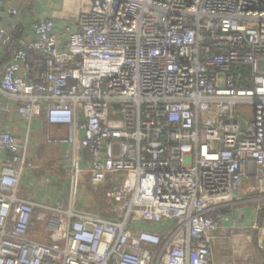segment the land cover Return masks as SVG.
Returning <instances> with one entry per match:
<instances>
[{"label": "built area", "instance_id": "2783aa9c", "mask_svg": "<svg viewBox=\"0 0 264 264\" xmlns=\"http://www.w3.org/2000/svg\"><path fill=\"white\" fill-rule=\"evenodd\" d=\"M63 4L60 29L0 25V264H214L223 208L264 192V0ZM42 114L65 129L67 202L20 195ZM84 177L112 215L75 206Z\"/></svg>", "mask_w": 264, "mask_h": 264}, {"label": "crops", "instance_id": "0c3cea01", "mask_svg": "<svg viewBox=\"0 0 264 264\" xmlns=\"http://www.w3.org/2000/svg\"><path fill=\"white\" fill-rule=\"evenodd\" d=\"M5 1L6 5L17 6L19 9V14L11 17L5 14V6H0V25L5 27L12 19L27 21L36 16L52 17L58 29L70 21L69 10L63 4V0ZM6 59H8L7 56L3 61ZM1 125L14 131L21 139L25 134V124L16 118L4 120ZM42 132L43 134H40ZM64 133L63 127L48 125L44 114L35 121L29 136L30 159L33 161V167L22 177L20 195L32 200H44L51 204L58 200L68 201L69 176L61 162L65 148L51 140V137L61 136ZM0 156L4 154L1 153ZM46 179L49 182L45 183ZM252 184L245 183L243 188ZM87 188L89 189L86 190ZM96 190L97 185L91 184L88 178L84 177L77 190L75 206L80 209L97 211L103 203H100L99 193ZM223 213L225 227L215 232L217 240L214 245L213 263L254 264V253L258 255L256 258L259 260L258 264H264V248L257 250L256 245H252V242L256 243L257 233L251 229L253 224L259 226L264 221V192L261 193L255 189L239 194L234 203L223 208ZM229 246L230 253H227ZM246 254L250 257L245 258Z\"/></svg>", "mask_w": 264, "mask_h": 264}, {"label": "rangeland", "instance_id": "374dc122", "mask_svg": "<svg viewBox=\"0 0 264 264\" xmlns=\"http://www.w3.org/2000/svg\"><path fill=\"white\" fill-rule=\"evenodd\" d=\"M69 15H72V11H70L69 10ZM245 107L246 108H249L247 105H245ZM40 134H43V132L42 133H40ZM253 184L254 185H256V186H258V184H259V182L256 180V181H253ZM89 188H87L86 190H88ZM104 191H105V188L104 187H102V185H98L97 186V190H96V192L97 193H99V201H100V203H103V199H102V194L104 193ZM102 201V202H101ZM79 204H81V203H79ZM87 207H88V205H87ZM100 209L102 210V212L105 214V215H112V211L110 210V208H109V210H107L108 209V207L106 206V205H101L100 206ZM36 226H35V228H43V225H44V222H42L40 225H39V222H36V224H35ZM40 226V227H39ZM40 228V229H41ZM38 240H40V241H44L45 239H44V237H39L38 238ZM252 245L253 246H255L256 245V243H254V242H252ZM227 249H229V251L227 250L226 252L228 253H230V246L227 248ZM251 254V253H250ZM253 257H254V260H253V263L254 264H258L259 263V260H257L256 258L258 257V255L257 254H254L253 253Z\"/></svg>", "mask_w": 264, "mask_h": 264}, {"label": "water", "instance_id": "95a60500", "mask_svg": "<svg viewBox=\"0 0 264 264\" xmlns=\"http://www.w3.org/2000/svg\"><path fill=\"white\" fill-rule=\"evenodd\" d=\"M236 71H237V69H236ZM79 121H80V122L82 121V119H81V115L79 116Z\"/></svg>", "mask_w": 264, "mask_h": 264}]
</instances>
